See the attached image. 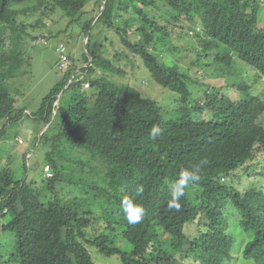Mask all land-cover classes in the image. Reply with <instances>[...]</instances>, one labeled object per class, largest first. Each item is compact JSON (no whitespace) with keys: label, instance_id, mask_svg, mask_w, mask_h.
Segmentation results:
<instances>
[{"label":"trees","instance_id":"1","mask_svg":"<svg viewBox=\"0 0 264 264\" xmlns=\"http://www.w3.org/2000/svg\"><path fill=\"white\" fill-rule=\"evenodd\" d=\"M90 1L0 0V137L11 126L18 129L24 116L7 83L20 74L28 28L46 27V19L54 27L63 20L53 18L60 9L65 28L55 34L76 26L78 37L86 38L83 67L76 69L67 49L71 70H78L75 80L66 85L71 71L61 72L32 113L46 127L38 141L52 147L44 164L51 176L43 168L45 181L28 182L23 156L20 178L0 169V232L15 237L0 264H94L91 248L117 256L122 264H186L190 259L222 264L234 243L224 213L227 204L250 237L243 256L264 264V192H239L224 182L234 173L249 174L258 157L264 161V99L250 94L238 79L229 86L244 93L237 100L215 87L202 88L198 97L190 72L162 60L171 50L169 25L188 24L197 43V64L222 69L229 77L239 61L264 80V28L257 26L262 2L95 0L84 11ZM102 6L94 21L91 15ZM35 15L40 18L26 20ZM93 28L98 31L91 33ZM112 35L121 48L106 58L102 43L113 40ZM126 54L129 60L139 58L155 83L175 93L174 117L162 118L154 101L115 81L124 70L114 65ZM85 82L87 89L82 88ZM154 125L162 129L155 141L149 138ZM36 141L33 137L34 147ZM185 168L198 169L201 176L189 187L195 199H188L187 189L180 210L169 209L168 185ZM124 195L144 207L139 224L127 222L121 209ZM196 221L201 228L190 238L183 227ZM120 241L130 248L122 249Z\"/></svg>","mask_w":264,"mask_h":264},{"label":"rangeland","instance_id":"2","mask_svg":"<svg viewBox=\"0 0 264 264\" xmlns=\"http://www.w3.org/2000/svg\"><path fill=\"white\" fill-rule=\"evenodd\" d=\"M94 1L95 0H91L88 2L84 7V11H88ZM259 1L262 2V5H260L257 17V26L259 28H264V0ZM103 2L104 1H102V5ZM99 15L98 11L94 12L91 17H94L95 21ZM86 16L87 14L84 16V19L89 17ZM58 17H61V19L63 18V20L57 22L52 28H50L52 21L49 19H46L44 22L48 28L43 25L34 29L28 28L26 36H24V41L21 44L24 62L20 68V74L7 83L14 99L16 98V103L20 106H25L30 112L36 111L39 108L42 99L60 77L59 72L55 69V63L58 61V54L55 48L60 41L66 43L68 53L74 58L77 65H81L83 61V53H85L84 39L78 37L77 31H75L76 26L70 27L66 33L57 36L55 33L61 30V25L66 21L60 9H56L53 15L55 20L58 19ZM39 18L38 15H35L26 20L36 21ZM196 28L200 31V27ZM197 29L196 31H198ZM96 30L98 31V28H93L91 33H95ZM190 30L191 27L188 24H185L184 28L176 24L169 25L168 32L171 50L162 60L166 58L165 62L169 64H179L184 72H190L193 79L197 82V88L194 91L195 95L198 94L199 97V92L202 88L215 87L217 89H223L228 96L237 100L241 98L244 93L237 91L235 87L231 90L229 86L236 85L232 79H238L247 84L250 94L258 95L264 99V80L251 71L252 68L244 63L236 61L235 68L231 70L232 74L230 76L228 75L229 77L222 73V69H213L210 66L201 65L202 62L200 61L199 64H197V43ZM51 33H53V35H50ZM112 33L113 31H111V34ZM63 35L64 38L61 39ZM101 35L103 36L104 33ZM31 37L35 40L32 41ZM112 37L114 38L113 40H108L111 46L108 42L106 43V41L102 43L103 46L107 47V52L104 53L106 58H112L115 50L121 48L118 44L117 35H112ZM43 41H45V43H43ZM95 43H98V41L96 40ZM132 59H127L126 54L121 61L115 63V67L124 70V75L122 77L117 75L114 76L115 81L132 86L140 92L141 96L154 101L161 108L162 118L174 117L176 115L174 111L176 107L175 93L155 83L149 71L144 67L139 58L132 57ZM198 101L200 100L198 99ZM190 115H193L196 120L199 119L196 113L192 112ZM24 124L23 126H29L30 129L32 127L37 130L40 129V124L29 117L24 120ZM15 134H17V136L20 135L23 144H18L17 139L15 140L14 137ZM40 135L41 134L36 136L35 132L32 130L29 131L21 127V125H19L18 129L15 126L9 127L5 135L0 137V169L8 168L17 178H20L23 172L18 169V166L23 156L27 168L25 174L27 181H36L38 183L45 181L46 177L43 174V168L46 163V153L52 150V147L49 143L44 145L43 142L38 141ZM34 136L37 137V145L35 147L32 144ZM250 166L252 170L249 174H242L235 177L234 173L225 179L224 182L227 181V185L236 188L239 192H243L249 188L264 192V161L261 157H258ZM240 173L243 172L240 171L238 174ZM194 192V190L191 192V189L188 188L187 195L189 200L193 201L195 199ZM224 213L230 223L229 225L234 243L231 248L230 259L222 264H255L253 260L246 259L242 254L244 246L250 240V237L240 229V217L239 219L237 218L235 209L230 204L224 205ZM200 228L201 227L196 221L185 225L183 227V233L191 238L197 235ZM14 238L13 234H4L0 232V256H5L10 253ZM118 246L124 250L130 248L127 243L121 241L118 243ZM89 250L94 264H122L117 256L105 257L93 248ZM185 263L195 264L194 262L192 263L191 259L185 261Z\"/></svg>","mask_w":264,"mask_h":264},{"label":"clouds","instance_id":"3","mask_svg":"<svg viewBox=\"0 0 264 264\" xmlns=\"http://www.w3.org/2000/svg\"><path fill=\"white\" fill-rule=\"evenodd\" d=\"M162 129L159 125H154L149 131V138L155 141L160 134ZM201 180L199 170L181 169L178 178L170 182L168 185L170 200L168 201V208L175 209L179 211L181 208V197L185 195L186 190L191 186V184ZM121 209L129 224L135 225L139 224L144 216V207L136 203L130 196L124 195L121 198Z\"/></svg>","mask_w":264,"mask_h":264},{"label":"built area","instance_id":"4","mask_svg":"<svg viewBox=\"0 0 264 264\" xmlns=\"http://www.w3.org/2000/svg\"><path fill=\"white\" fill-rule=\"evenodd\" d=\"M55 51L58 54L57 68L59 69V71L62 73H70V71H71L70 77H69L67 84H66V85H68L70 82L75 80V78H76L75 76H76V73L78 72V70H74V71L71 70V62L67 56V48L64 44H62V43L58 44ZM78 76H79V79L81 80L85 77V74H84V72H82L81 74H78ZM88 87H89V85L87 82L82 84L83 89H87ZM53 107H54L53 113H55V109H57V107H58L57 101L53 104ZM19 142H21L20 139H19ZM44 174L46 175V177L51 176V174L49 173L48 166L44 167Z\"/></svg>","mask_w":264,"mask_h":264},{"label":"crops","instance_id":"5","mask_svg":"<svg viewBox=\"0 0 264 264\" xmlns=\"http://www.w3.org/2000/svg\"><path fill=\"white\" fill-rule=\"evenodd\" d=\"M65 28V23L63 24V25H61V29H64ZM51 35H53V33H51ZM64 38V35H63V37H61V39H63ZM60 42H63L64 44H66L64 41H60ZM67 46V45H66ZM67 49H68V47H67ZM69 55H70V53H69ZM71 56V55H70ZM71 58H73L72 56H71ZM73 60H74V58H73ZM74 65L76 66V69H79V68H81V67H83V65H84V63H81V65H77L76 64V62L74 61ZM55 69L59 72V75H60V77H61V72L58 70V68H57V61H56V63H55ZM60 77L58 78V80L60 79ZM58 80H57V82H58ZM56 82V83H57ZM59 97V96H58ZM21 98H22V96H21ZM16 107H21V108H24V116L22 117V122L19 124V125H21V127H23V128H25V129H28L29 131H33V132H35V135L37 136V135H39V134H41L45 129H46V127L42 124V122L39 120V119H35V117H32V113H34V112H36V111H33V112H30L25 106H20L18 103L16 104ZM27 117H29V118H31V119H34L35 121H37L39 124H40V129H35L34 127H32L31 129H30V127L29 126H23V124H24V120L27 118ZM25 125V124H24ZM20 137V135H18V138ZM35 137V136H34Z\"/></svg>","mask_w":264,"mask_h":264},{"label":"water","instance_id":"6","mask_svg":"<svg viewBox=\"0 0 264 264\" xmlns=\"http://www.w3.org/2000/svg\"><path fill=\"white\" fill-rule=\"evenodd\" d=\"M102 9H103V6L100 8L99 14L101 13ZM85 41H86V38H84V44H85Z\"/></svg>","mask_w":264,"mask_h":264}]
</instances>
